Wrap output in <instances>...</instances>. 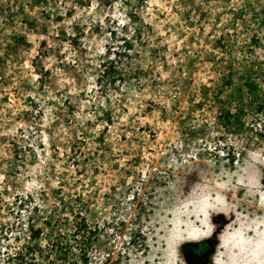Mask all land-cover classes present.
Here are the masks:
<instances>
[{
  "label": "rangeland",
  "instance_id": "rangeland-1",
  "mask_svg": "<svg viewBox=\"0 0 264 264\" xmlns=\"http://www.w3.org/2000/svg\"><path fill=\"white\" fill-rule=\"evenodd\" d=\"M203 239L264 264V0H0V264Z\"/></svg>",
  "mask_w": 264,
  "mask_h": 264
},
{
  "label": "trees",
  "instance_id": "trees-1",
  "mask_svg": "<svg viewBox=\"0 0 264 264\" xmlns=\"http://www.w3.org/2000/svg\"><path fill=\"white\" fill-rule=\"evenodd\" d=\"M248 89L252 90L253 85L250 83H246ZM231 113L229 111H224L223 117L229 118ZM85 225L83 222H81L76 230H79L80 228H84ZM38 234V229L36 228L33 230L31 236H36ZM213 242L210 239H203L196 242H184L180 245L179 249L182 252L185 259L192 264H202L200 261L203 258H206L210 255L212 250ZM200 260V261H199ZM204 264H210L208 260H205Z\"/></svg>",
  "mask_w": 264,
  "mask_h": 264
},
{
  "label": "bare ground",
  "instance_id": "bare-ground-1",
  "mask_svg": "<svg viewBox=\"0 0 264 264\" xmlns=\"http://www.w3.org/2000/svg\"><path fill=\"white\" fill-rule=\"evenodd\" d=\"M261 249H262V247H261ZM261 249H260V250H261ZM230 251H231V250H230ZM230 251H229V252H230ZM231 252H233V251H231ZM256 255H257V254H256ZM230 256H231V255H230ZM236 259H237V258H236ZM258 260H259V259H258ZM236 261H237V260H236ZM238 261H239V260H238ZM238 261L236 262L237 264H239ZM256 261H257V260H256ZM234 262H235V261H234ZM239 262H240V261H239ZM236 263H235V264H236Z\"/></svg>",
  "mask_w": 264,
  "mask_h": 264
},
{
  "label": "flooded vegetation",
  "instance_id": "flooded-vegetation-1",
  "mask_svg": "<svg viewBox=\"0 0 264 264\" xmlns=\"http://www.w3.org/2000/svg\"><path fill=\"white\" fill-rule=\"evenodd\" d=\"M200 261V260H199Z\"/></svg>",
  "mask_w": 264,
  "mask_h": 264
}]
</instances>
